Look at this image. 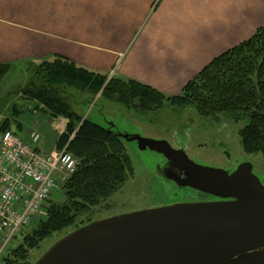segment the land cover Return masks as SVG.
Wrapping results in <instances>:
<instances>
[{
	"label": "crops",
	"instance_id": "obj_1",
	"mask_svg": "<svg viewBox=\"0 0 264 264\" xmlns=\"http://www.w3.org/2000/svg\"><path fill=\"white\" fill-rule=\"evenodd\" d=\"M260 27L264 0H0V62L58 55L102 73L118 64L119 76L178 95ZM47 115L57 136L53 149L36 147L46 154L68 123Z\"/></svg>",
	"mask_w": 264,
	"mask_h": 264
},
{
	"label": "trees",
	"instance_id": "obj_2",
	"mask_svg": "<svg viewBox=\"0 0 264 264\" xmlns=\"http://www.w3.org/2000/svg\"><path fill=\"white\" fill-rule=\"evenodd\" d=\"M10 66L0 64V85ZM70 90L92 96L101 93V97L138 112L171 105L177 109L193 108L213 121L224 116L235 123L248 120L239 132L243 150L264 156V27L212 60L175 97L128 78L108 80L106 75L61 56L46 58L34 65L18 95L20 99L38 103L52 118L68 121L56 148H66L79 160V165L62 184L63 203L50 204L45 220L35 224L27 235L22 234L20 243L2 257L3 264H34L32 251L55 235H66L91 221L88 215L93 209L104 204L134 174L124 139L113 128H105L88 118L83 120L68 102ZM10 128L7 120L1 132Z\"/></svg>",
	"mask_w": 264,
	"mask_h": 264
},
{
	"label": "water",
	"instance_id": "obj_3",
	"mask_svg": "<svg viewBox=\"0 0 264 264\" xmlns=\"http://www.w3.org/2000/svg\"><path fill=\"white\" fill-rule=\"evenodd\" d=\"M119 136L162 155L183 174L182 186L220 201L91 222L57 240L34 264H264V186L250 164L229 173L196 164L166 141Z\"/></svg>",
	"mask_w": 264,
	"mask_h": 264
},
{
	"label": "rangeland",
	"instance_id": "obj_4",
	"mask_svg": "<svg viewBox=\"0 0 264 264\" xmlns=\"http://www.w3.org/2000/svg\"><path fill=\"white\" fill-rule=\"evenodd\" d=\"M39 62L32 60L0 62V64L11 65L0 85V113H3L4 116L6 114L10 122H14L16 125L20 124L27 134L35 122H40V134L42 135L37 146H42V150L47 152L54 148L57 136L51 135L49 132L51 126L47 113L39 109L38 103L18 97V91L25 87L33 72L34 65ZM118 66L117 64L106 73L90 70L106 75L108 80L116 77L127 78L119 76ZM69 93L70 96L67 99L72 110L81 115L83 120L88 118L94 123L105 128H113L118 134L127 135L130 138L141 137L153 141H166L173 149L183 150L190 160L204 167L222 169L231 173L240 165L248 163L253 167V174L264 186V156L245 153L239 135L240 130L247 125L248 120L235 123L230 117L224 116L219 121H213L200 116L193 108L177 109L171 105H165L160 109L146 113L138 112L134 109H127L115 100L111 101L101 97V93L96 96L77 90H70ZM3 123L0 124V135ZM22 136L23 141L26 142L24 140L26 135ZM27 139L29 140V136ZM38 151L42 153V151ZM125 151L132 162L133 176L104 204L93 209L88 215L91 221L85 225L97 220L151 209L157 205L171 202L170 191L173 190V183L160 177L165 170L170 169L171 163L156 152L141 151L136 141H125ZM61 188L62 185L59 186V191L45 203L42 212L39 213L28 229H25V235L33 229L35 224L45 220L46 213L44 211L49 209L51 203H63L64 197ZM191 194L195 196L194 193ZM189 197L191 196L189 195ZM63 236V234L55 235L42 243L39 249L32 251V262H36L51 245ZM21 240V236H18L10 243L8 249L15 248ZM0 264H3L2 258Z\"/></svg>",
	"mask_w": 264,
	"mask_h": 264
},
{
	"label": "built area",
	"instance_id": "obj_5",
	"mask_svg": "<svg viewBox=\"0 0 264 264\" xmlns=\"http://www.w3.org/2000/svg\"><path fill=\"white\" fill-rule=\"evenodd\" d=\"M39 130L34 124L29 142L15 129L0 135V259L79 165L66 149L39 152Z\"/></svg>",
	"mask_w": 264,
	"mask_h": 264
},
{
	"label": "flooded vegetation",
	"instance_id": "obj_6",
	"mask_svg": "<svg viewBox=\"0 0 264 264\" xmlns=\"http://www.w3.org/2000/svg\"><path fill=\"white\" fill-rule=\"evenodd\" d=\"M170 166H171L170 169L165 170L163 175H160V177L164 178L166 181H170L173 183L174 186L173 190L170 191L171 202L157 205L155 206L156 208L174 205L178 203H206V202L220 201L219 198L196 191L189 187L182 186V184H180V181L184 180L183 174L179 172L177 169L173 168L172 164ZM168 177H170V179H168ZM175 191H180V192L175 193ZM171 192L173 195L171 194ZM191 193H194L195 196H193ZM189 195L191 197H189Z\"/></svg>",
	"mask_w": 264,
	"mask_h": 264
}]
</instances>
